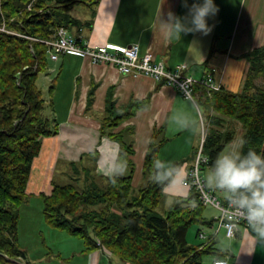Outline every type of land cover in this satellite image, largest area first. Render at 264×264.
<instances>
[{
    "label": "trees",
    "instance_id": "trees-1",
    "mask_svg": "<svg viewBox=\"0 0 264 264\" xmlns=\"http://www.w3.org/2000/svg\"><path fill=\"white\" fill-rule=\"evenodd\" d=\"M98 2L0 0V264H17L9 258L26 259V252L18 241L16 208L27 198L33 161L41 151L42 140L59 131L53 99L46 102L37 82L39 74L49 69L50 62L42 40L51 38L61 26L70 31L84 27L87 22L72 10L82 6L94 14ZM245 56L249 68L242 91L224 87L208 91L202 85L195 88L198 105L208 111L209 127L203 142V153L208 158L205 165L212 166L217 154L235 137L234 126L221 129L224 117L242 125L246 141L244 152L253 149L264 155V87L257 83V79L264 76V46L252 49ZM54 82L55 78L50 85L51 94ZM92 94L93 89L88 104H91ZM110 95L100 133L119 146L115 166L126 160L129 171L116 177L115 184L109 176L90 170L74 172L84 174L82 187L54 182L52 192L42 194L47 222L85 237L89 251L105 247L110 255L128 264H204L205 254L214 257L220 250L216 239L192 244L187 240V233L193 224L210 227L216 219L205 216L206 205L195 188L164 214L157 211L165 188L171 182L158 184L150 178L152 161L158 158L160 146L167 140L159 138L160 132L156 129L144 162L146 184L137 193L133 192L135 149L124 137L134 129L133 126L116 128L144 108L148 98L130 100L117 108ZM46 108L50 109L49 114L45 113ZM94 154L97 161L98 153ZM174 165L180 166L179 163ZM100 178H107V182L100 184L97 181ZM201 230L198 229V235Z\"/></svg>",
    "mask_w": 264,
    "mask_h": 264
},
{
    "label": "crops",
    "instance_id": "crops-1",
    "mask_svg": "<svg viewBox=\"0 0 264 264\" xmlns=\"http://www.w3.org/2000/svg\"><path fill=\"white\" fill-rule=\"evenodd\" d=\"M191 3L192 0H189V4ZM214 3L219 12L215 17L208 18V24L214 27L206 36L197 32L181 34L179 41L165 38L160 16L166 20L169 11L181 17L186 15L187 9L182 6L181 0H99L94 14L91 9L85 8L77 16L87 24L71 32L84 43L120 46L137 43L140 56L150 51L157 61H162L170 69L186 64L189 73L195 77L211 75L222 87L240 92L249 68L245 54L264 46V0H214ZM52 61L51 71L59 70L52 93L59 131L42 140L41 151L33 161L27 194H50L55 168L60 161L71 165L82 163L84 157H94L95 152L98 153L95 162L99 171L95 174L108 176L107 173L115 167L119 150L115 141L101 137L100 133L110 93L117 108L127 105L130 100L148 98V104L144 108L138 109L130 119L116 128L133 126L134 129L124 137L135 149L133 161L138 168H135L133 174V186L144 178L145 157L154 129L160 132L159 138H167L160 146L158 159L173 165L179 163V169L188 174L195 162L201 138L191 130L182 129L174 117L189 114L192 104H195L207 130L208 111L198 105L195 91L194 99L191 98L189 102L176 87L158 82L147 75L123 74L114 66L93 64L89 58L73 54H63ZM92 89V101L88 104ZM233 126L236 134L232 141L243 138L242 125L224 117L221 129ZM103 153L113 160L107 159L104 166L101 161ZM210 168L211 166L204 165L201 175ZM127 173L128 170L124 174ZM183 180L178 177L165 188L164 194H168L170 205H174L180 197L189 195L190 189L182 184ZM215 193L222 199L219 193ZM205 216L210 219L206 214ZM241 226L237 236L244 232ZM221 232L222 230L215 237L216 246L226 247L232 257L235 254L233 243L239 237L230 239L226 232L223 235ZM213 233L214 231L207 233L209 238ZM196 234L198 236V232ZM187 240L198 244L197 241L194 242L195 233L190 231L187 233ZM231 257L229 263L233 259ZM100 259V256L98 261L96 258L95 263L98 264Z\"/></svg>",
    "mask_w": 264,
    "mask_h": 264
},
{
    "label": "clouds",
    "instance_id": "clouds-1",
    "mask_svg": "<svg viewBox=\"0 0 264 264\" xmlns=\"http://www.w3.org/2000/svg\"><path fill=\"white\" fill-rule=\"evenodd\" d=\"M182 6L187 9L183 17L169 11L167 19L160 16L161 29L169 41L181 40V34L197 33L209 35L213 26L208 24L209 17H215L219 12L214 0H181ZM183 90V89H182ZM185 100L191 102L187 95ZM175 122L185 130L198 134L201 140L206 139V128L202 122L199 108L192 104L191 112L184 116L174 117ZM246 141L241 137L229 142L216 156L210 170L203 176L197 169L191 173L192 182L203 184L213 192L221 195L226 207L219 210L229 223L222 226L231 232L237 227L233 221L244 220L247 223L250 235L255 246L264 245V155L253 149L243 151ZM127 169L126 160H121L107 175L112 183ZM187 173L177 168L171 162L154 158L150 178L154 183L164 184L173 182L182 177L187 181ZM230 256L226 247L220 248L212 258V264H229Z\"/></svg>",
    "mask_w": 264,
    "mask_h": 264
},
{
    "label": "rangeland",
    "instance_id": "rangeland-1",
    "mask_svg": "<svg viewBox=\"0 0 264 264\" xmlns=\"http://www.w3.org/2000/svg\"><path fill=\"white\" fill-rule=\"evenodd\" d=\"M83 11L84 7L76 6L72 10V13L78 16L81 15ZM49 61V69L46 72L40 73L37 81L48 103L52 99L50 90L52 79H56L59 72V70L57 72L51 71L53 61L50 59ZM57 65H59V63H57ZM257 83L264 87V76L259 77ZM49 112L50 109L46 108L45 113L49 114ZM200 142L202 143V140ZM91 158L84 157L83 162L75 164L76 166H74V164H68V162L65 161H60L55 168L54 182L60 184L75 183L79 187L84 186L85 176L82 174L83 172L87 173L88 170L94 174L99 172L98 168H96L97 164L94 157ZM107 159L111 160L107 157V154L102 155L101 161L103 166L106 164ZM135 168H138L136 164ZM75 170H79L82 173L75 174ZM106 179L100 178L97 181L101 182L100 184H105L107 182ZM145 184L146 178L144 177L143 180L141 179L133 186V192L137 193ZM169 199L168 194L163 195L160 205L157 208L160 214H164L165 211L172 206L169 203ZM176 203L177 201H175L174 204ZM16 212L18 214V241L20 247L26 252V259H23V261L29 264H96V258L98 261L99 256L101 257V261L99 260L98 264H108L109 262L112 264H128L118 257L108 254L106 251L99 249L89 251L85 237L74 235L66 229L54 227L49 224L45 217L44 200L42 196L27 194L25 201L17 206ZM205 214L209 216L210 219H217L219 211L211 204H208L205 208ZM218 227L219 224L217 220H215L211 227L193 224L188 231L195 233L194 242L197 241L199 244L201 242H206L208 240L207 237H209L207 233L216 231ZM241 227V230L244 232H242L240 236H237L239 237L237 240H233V252H235V254L232 256L233 259L229 264H264V245L257 243L254 246L248 227L243 225ZM198 228H202L206 233L207 237L205 239L200 238L199 235L197 236L196 233L198 232ZM221 230V235H223L225 229L220 228L219 232ZM212 258V255L205 254L203 256L204 264H212Z\"/></svg>",
    "mask_w": 264,
    "mask_h": 264
},
{
    "label": "built area",
    "instance_id": "built-area-1",
    "mask_svg": "<svg viewBox=\"0 0 264 264\" xmlns=\"http://www.w3.org/2000/svg\"><path fill=\"white\" fill-rule=\"evenodd\" d=\"M42 41L46 44L48 55L52 60H57L63 54L86 57L89 58L93 64L103 63L114 66L123 74H132L134 76L143 74L153 77L158 82L162 81L176 87L184 96L187 95L192 99H194L196 85H202L206 87L208 91L219 90L222 87L221 83L211 75L201 78L195 77L192 73H189L186 64H179L175 68L170 69L162 61H157L154 53L150 51L140 56L139 45L137 43L127 46L110 43H84L64 26L57 28L51 38ZM203 142L204 140H202V143H200L198 147L195 162L188 172L187 181L183 180L182 184L189 189L195 188L198 190L201 200L205 205L211 204L218 209L219 215L216 219L219 224L218 229L214 231L210 238L206 236L203 230H201L199 234L200 238L205 239L207 237V239L209 238V240H211L216 237L220 228H224L222 225L229 223V221L222 216L219 210L221 207H226V202L220 199L215 192L208 189L205 185L192 182L191 173L198 169L201 174L202 167L208 162V158L203 153ZM233 223H236L237 227L231 232L224 228L226 236L230 239L237 237L241 225L247 226L246 221L242 219L233 221ZM99 249L110 254L105 247Z\"/></svg>",
    "mask_w": 264,
    "mask_h": 264
},
{
    "label": "water",
    "instance_id": "water-1",
    "mask_svg": "<svg viewBox=\"0 0 264 264\" xmlns=\"http://www.w3.org/2000/svg\"><path fill=\"white\" fill-rule=\"evenodd\" d=\"M12 262L17 263V264H28L27 262L20 260V259H14V258H9Z\"/></svg>",
    "mask_w": 264,
    "mask_h": 264
}]
</instances>
